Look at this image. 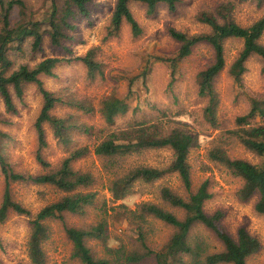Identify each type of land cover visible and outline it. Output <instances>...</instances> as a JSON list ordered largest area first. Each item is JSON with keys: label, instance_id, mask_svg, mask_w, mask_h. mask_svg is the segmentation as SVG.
I'll return each mask as SVG.
<instances>
[{"label": "rangeland", "instance_id": "374dc122", "mask_svg": "<svg viewBox=\"0 0 264 264\" xmlns=\"http://www.w3.org/2000/svg\"><path fill=\"white\" fill-rule=\"evenodd\" d=\"M23 1L27 11L32 13L25 15L18 7H14L9 16L12 24L26 22L29 18L46 20L49 14L48 0ZM115 2L91 0L88 5L89 15L78 16L73 20L76 27L68 31L69 38L63 41L70 49V54L65 53L61 47L52 46L48 35H44L41 49L37 51L31 49L30 38H26L21 50H9L12 61L9 71L21 64L33 67L44 57L83 55L93 48L95 58L103 64L104 78H90L85 66L78 61L58 64L54 69L56 77L40 76L46 89L64 97L88 99L94 108L89 113L66 104H57L51 109V114L56 116L73 114L77 120L92 125L97 131L91 139L76 133L69 148L82 145L92 148L108 132L136 124H143L149 131L159 134H167L174 128L193 134L197 141L190 148L187 158L191 173L190 191H195L207 180L211 197L204 202V211L211 214L221 210V225L234 238L240 227L255 236L260 242V248L247 257L246 264H264V214L254 208L258 195L242 199L239 195L243 185L241 177L234 175L224 163L211 156L213 150L220 149L230 158H241L254 164L263 161L262 156L240 142L235 130L239 127L264 125V119L259 116L249 119L246 125L236 121L238 116L249 110L251 97L264 104V60L257 55L249 56L244 63L245 70L241 74L240 83L236 82L229 68L242 49L243 40L235 37L225 39V66L214 80L218 95L215 121L209 122L203 109L207 98L197 93L196 74L213 62L211 46L206 43L194 46L192 52L182 58L174 69L168 62L158 59L159 56L173 57L178 50L179 43L170 36V28L190 34L206 32L208 27L199 22L198 13H215L218 7L228 4L233 20L247 26L264 14V0L260 5L250 0H181L175 11L171 12L160 4L151 15L146 13L144 4L131 2L129 7L141 27V33L133 36L129 25L123 21L118 33L108 37ZM259 42L264 45V31ZM129 89V111L118 116L114 124L108 125L98 111L100 100L111 95L124 97ZM10 92L14 111L6 109L0 95V130L7 135L2 140V153L15 171L43 173L46 170L35 159L37 136L34 127L42 106V96L33 83L24 86L22 99L15 96L12 88ZM43 127L47 146L41 153L50 164L47 169H57L70 149L57 143L48 123H43ZM172 158L173 152L169 147H160L137 149L111 158L90 152L74 160V169L93 176L92 184L79 190L96 192V196L92 204L85 206L82 214L64 211L63 219L49 217L41 221L48 232L47 237L41 241L46 255L45 264H81L72 254V242L65 228H87L101 221L105 223V240L89 237L85 240L95 257L106 258L109 264H156L153 253L134 262L127 261L126 256L142 255L147 248L152 251L161 250L175 228L151 215L143 214L138 207L144 202L153 203L183 218L185 211L164 202L159 191L167 186L184 198L189 196V192L174 172L164 173L151 182L136 179L121 198H114L111 187L114 180L137 167L162 169L168 166ZM4 188L5 181L0 171V203ZM9 190L11 198L28 209L29 214L10 211L0 221V263H27L31 221L42 207L60 199L67 192L48 183L28 181L10 182ZM187 242L193 252H198V257L193 253L181 252L170 260V264H191L196 259L203 261L205 255L223 250L222 242L213 231L200 223L191 226Z\"/></svg>", "mask_w": 264, "mask_h": 264}, {"label": "trees", "instance_id": "16d2710c", "mask_svg": "<svg viewBox=\"0 0 264 264\" xmlns=\"http://www.w3.org/2000/svg\"><path fill=\"white\" fill-rule=\"evenodd\" d=\"M48 1L49 14L46 20L29 18L26 22L12 24L9 16L14 7H18L25 15L32 12L27 11V6L23 0H0V95L3 97L6 109L14 111L15 105L10 88L13 89L18 99H22L24 86L28 83L36 85L42 96V106L34 123L37 136L35 159L46 170L37 174L15 171L9 164L6 155L2 153V140L7 135L0 130V171L5 181L3 197L0 203V221H3L10 211L17 214H29L28 209L11 198L10 182L48 183L67 192L65 196L42 207L31 221V233L28 241L29 261L17 264H45L46 255L41 246V241L47 237L48 232L46 226L41 222L43 219L49 217L63 219L64 211L82 214L85 206L93 203L96 192L79 190L90 186L93 182V176L88 172L74 169L72 167L74 160L84 157L90 152L97 156L111 158L126 155L137 149L160 147H169L173 152V158L168 166L162 169L137 167L129 171L123 177L113 181L111 187L113 196L114 198H121L128 192L131 184L136 179L151 182L160 178L164 173L174 172L180 178L184 189L189 192V196L184 198L167 186L160 189L159 195L169 205L183 209L185 217L178 218L172 212L157 204L141 203L138 207L140 212L171 225L175 228V232L161 250L152 251L147 248L144 254L128 255L126 260L129 262L138 261L150 253L154 254L156 264H170V260L176 258L181 252L193 253L198 257V252H193V248L187 242V234L193 224L200 223L213 231L222 242L223 250L207 254L203 261L196 259L191 264H246L247 257L259 250V240L244 227L238 228L236 237H232L221 225L223 217L221 210H216L211 214L204 211L203 204L211 197V193L207 188V180H204L195 191H190L191 173L187 158L190 148L197 141L196 136L193 134L178 128L172 129L167 134H159L149 131L148 127L143 126V124L140 126L136 124L132 127L119 128L108 132L92 148L87 145L76 146L73 149L69 148L76 133L91 139L97 131L92 125L77 120L73 114L56 116L51 114V109L57 104H66L89 113L93 112L94 108L88 99L64 97L46 89L40 76L56 77L54 69L58 64L78 61L85 66L90 78L95 79L97 76L104 78L103 64L95 58L93 48L88 49L83 55L44 57L33 67L21 64L16 69L9 71L12 62L9 58V50L11 48L21 50L26 38H30V47L33 51L41 49L44 35H48L52 46L61 47L67 54L71 53L70 49L63 44V41L69 38L68 31L76 27L73 20L78 16L86 17L89 15L88 5L91 0ZM180 1L116 0L107 36L116 35L123 21L129 25L133 36H138L141 33V27L129 7L131 2L144 4L146 13L151 15L160 4L165 5L171 12L175 11ZM250 1L260 5L263 0ZM230 10L231 7L228 4L218 7L216 14L210 11L198 13L197 19L199 22L208 27L206 32L190 34L186 31L170 28V36L179 43L176 55L173 57H158V59L168 62L174 69L182 58L192 52L194 46L200 43H206L211 46L214 52L213 62L200 69L196 74L197 93L199 96L207 98V103L203 109L204 116L209 122L215 121L218 95L214 88V80L225 66L223 46L225 39L235 37L243 40L242 49L229 68V72L236 82L240 83L241 74L245 70L244 63L249 56L257 55L264 60V45L259 42V38L264 31V14L250 25L242 26L233 20ZM130 93L131 90L129 89L124 97L111 95L100 100L98 111L108 125L114 124L118 116L129 111L128 96ZM250 101L249 110L237 117L236 121L238 124L246 125L249 123V119L256 116L264 119L263 101L254 97H251ZM45 122L51 126L57 143L66 147V149H70L57 169H47L50 164L41 153V150L47 146L43 127ZM235 133L247 149L263 157V161L260 164H254L241 158H230L220 149L213 150L211 156L224 163L234 175L241 177L243 185L239 190V195L242 199H247L253 194L258 195L254 208L258 213L264 214V125L239 127L235 130ZM65 233L72 242L73 256L77 257L81 264H109L108 259L95 257L85 242L88 237L105 240L106 229L104 222H98L87 228L66 227Z\"/></svg>", "mask_w": 264, "mask_h": 264}]
</instances>
